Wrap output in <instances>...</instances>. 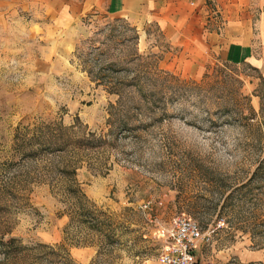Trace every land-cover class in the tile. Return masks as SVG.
I'll list each match as a JSON object with an SVG mask.
<instances>
[{"label": "rangeland", "instance_id": "1", "mask_svg": "<svg viewBox=\"0 0 264 264\" xmlns=\"http://www.w3.org/2000/svg\"><path fill=\"white\" fill-rule=\"evenodd\" d=\"M183 214L212 264H264V65L152 21L0 12V264H159Z\"/></svg>", "mask_w": 264, "mask_h": 264}, {"label": "crops", "instance_id": "2", "mask_svg": "<svg viewBox=\"0 0 264 264\" xmlns=\"http://www.w3.org/2000/svg\"><path fill=\"white\" fill-rule=\"evenodd\" d=\"M256 1L259 0H0V12L28 11L59 29L70 27L89 12L152 21L168 32L173 43L194 56L218 52L227 61H251L262 67L264 59L255 54L257 38L264 36V19L256 29L251 23L259 12L253 7Z\"/></svg>", "mask_w": 264, "mask_h": 264}, {"label": "built area", "instance_id": "3", "mask_svg": "<svg viewBox=\"0 0 264 264\" xmlns=\"http://www.w3.org/2000/svg\"><path fill=\"white\" fill-rule=\"evenodd\" d=\"M157 233L164 241L159 264H212L201 252L210 242V234L193 218L178 215L168 225L160 226Z\"/></svg>", "mask_w": 264, "mask_h": 264}, {"label": "trees", "instance_id": "4", "mask_svg": "<svg viewBox=\"0 0 264 264\" xmlns=\"http://www.w3.org/2000/svg\"><path fill=\"white\" fill-rule=\"evenodd\" d=\"M59 131H60L59 133H56V131L50 132L51 134L49 136H50L51 140H55L56 137L64 136V133H63L64 129L62 127H60ZM52 143H53V145H52ZM52 143H49V144H51L50 146L48 145L49 148L52 149V146H55L56 148H59L57 150L65 149L66 144H67V142L65 140L62 141V143H58V142H52Z\"/></svg>", "mask_w": 264, "mask_h": 264}]
</instances>
